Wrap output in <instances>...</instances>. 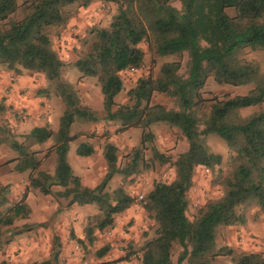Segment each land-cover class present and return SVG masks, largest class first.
Instances as JSON below:
<instances>
[{
	"label": "trees",
	"instance_id": "obj_1",
	"mask_svg": "<svg viewBox=\"0 0 264 264\" xmlns=\"http://www.w3.org/2000/svg\"><path fill=\"white\" fill-rule=\"evenodd\" d=\"M174 1L180 8L173 6ZM97 2L115 5L116 14L107 28L90 30L88 50L73 65L81 78H97L103 97V121L118 123L117 131L141 129L142 138L124 166L119 164L117 147L107 143L103 148L106 173L99 184L89 188L74 175L67 161L70 142L78 137L70 135V128L76 120L97 122L98 117L81 105L74 87L62 81L65 62L53 48L46 28L68 23L72 13L67 7L86 9ZM142 44L155 57L179 60L162 64L157 75L139 77L127 93L130 103L117 105L115 97L123 90L120 74L140 70L144 65ZM258 51L263 53L264 62V0H24L21 4L0 0V66L16 75L24 71L43 75L51 86L39 94L48 98L52 92L65 105L56 132L46 125L35 127L24 134L23 142H18L9 138L10 130L2 124L9 107L5 98H0V132L8 135L1 141L17 154L11 160L14 170L29 172V185L21 198L0 210V244L2 227H12L17 220L28 218L26 200L32 190L53 196L64 208L96 205L99 213L91 219L93 222L88 220L83 233L89 244L96 230L112 229L115 217L135 200L122 187L108 192V184L115 175L129 177L138 172L145 164L146 144L154 139L151 126L164 123L181 132L187 149L172 160L151 146L152 165L170 164L175 177L170 182H154L139 202L155 224V236L140 249L141 263L174 264L172 251L178 246L181 251L175 264H214L218 256L231 257L234 264H264V251L237 254L231 248L216 247L220 226L246 225L251 206L264 212V110L246 118L239 116L241 109L264 103V69L245 57ZM184 54L188 60L183 76L180 71ZM210 77L218 85L254 87L244 96L205 98L203 90ZM157 94L172 99L177 109L152 103ZM206 107L208 113L203 114ZM209 134L226 142L231 170L219 176L223 195L199 209L191 221L186 215L187 194L196 168L214 171L222 162V157L212 153L205 143ZM49 141L52 144L46 156H56L53 174L39 170L40 151L33 149ZM93 153L89 143L80 144L76 150L80 157ZM54 187L61 190L53 191ZM7 189L0 187V208L7 203L3 196ZM32 227L22 225L11 235L23 234ZM70 238L85 247L84 240L76 239L72 232ZM108 247L97 255L104 257ZM59 254V239L54 237L50 259L32 264H59ZM130 256L124 260L129 261Z\"/></svg>",
	"mask_w": 264,
	"mask_h": 264
},
{
	"label": "rangeland",
	"instance_id": "obj_2",
	"mask_svg": "<svg viewBox=\"0 0 264 264\" xmlns=\"http://www.w3.org/2000/svg\"><path fill=\"white\" fill-rule=\"evenodd\" d=\"M24 0H17L18 4H21ZM77 5L69 6L72 16L69 22L64 27H50L46 28V32L52 41L53 48L57 50L59 57L65 62V65L61 69L62 81L71 84L77 92L80 103L82 106L90 108L94 114L98 117L97 122H86L82 120H76L70 128V135H77V139L70 142L69 152L67 154V161L72 167L74 175L82 177L80 172L85 171L88 175V183L93 186L98 184L106 173V163L103 159V148L107 143L115 145L118 149L119 164L124 166L129 161V156L132 150L138 147L141 143L142 130L141 129H128L124 131H117L119 128L118 123L104 122L103 118L105 112L103 109V97L100 91V86L95 77L81 78L80 72L73 65V63L88 50L89 42L91 40L90 30L95 27L107 28L112 21V18L116 14V6L113 4H101L99 2L93 3L88 9H80ZM173 6L180 8L178 1L173 2ZM230 12V11H229ZM231 13V12H230ZM141 48L145 51L144 65L140 70L127 71L120 74L123 81V90L115 97L117 105L129 104L128 91L135 86L136 80L141 76H147L150 73L157 75L160 66L166 62L179 60L177 57H155L147 49L145 44L141 45ZM246 59L258 63L262 70L264 69L263 53L251 52L245 55ZM188 58L184 54L182 61V69L180 74L183 76L186 72V62ZM26 75L25 80L30 81L28 76L38 84L39 88L32 93L27 90L28 96H38L43 98L44 101L40 103V112L44 114L39 115L44 118V124L49 129L56 132L59 127L60 117L62 116L65 105L62 101L56 97L52 92H49V97H43L39 94V91L48 89L51 86L49 81H46L43 75L30 73L27 71L22 72L20 75ZM16 75L13 72H9L0 66V80L11 79ZM254 87L253 84L243 86H231V85H218L215 83L212 77L207 80L204 92L205 98L217 97L222 99L225 96H244L248 94ZM26 94V95H27ZM23 95V94H20ZM152 103H160L165 105L168 109H177L176 104L170 98L165 95H155ZM209 108L203 109L202 113L207 114ZM264 110V103L258 106L244 108L239 111L241 118H246L249 115ZM201 113V114H202ZM29 115L25 112L11 111L9 110L2 117L3 126L10 130L11 136L18 142H23L25 131H30L29 127H33V124H29L25 127L27 118ZM42 121V120H41ZM37 122V121H36ZM39 125V124H38ZM22 126H24V129ZM202 129V126H200ZM154 139L152 143H147L143 160L148 166L141 165L138 172L129 176L123 177L122 175H115L108 184L107 191L112 192L118 187L124 188L126 193L131 196L135 203L124 213L115 217L114 227L112 229H105L103 231H95V239L89 244L87 240H84L85 247L78 245L75 242V248L71 251V258L61 257L59 264H99L101 262H112V264H142L140 258V249L143 244L151 240L155 236V224L147 213L140 207L139 202L151 188L154 182H170L174 179V169L170 164L166 165H152L151 158V146L156 147L159 152L171 157L175 160L178 154L186 151L187 142L182 136L181 132L174 127H170L167 124L159 123L152 125L150 128ZM8 135L0 132V187L4 186L1 182V177H5L9 183L8 191L3 196L6 197L7 203L0 208V210L7 208L9 205L17 202L22 194L26 190V182L29 180V173L14 172V162H11L16 158L17 154L1 140L7 138ZM205 143L212 153L219 154L222 157V162L219 167L214 171L207 170L203 167H197L193 176V186L187 194L188 207L186 215L189 220H193L197 211L203 208L207 203L219 199L223 195V188L219 185V176H225L231 170L230 157L231 152L224 140L215 134H209L205 137ZM82 143H89L94 148V153L89 158L80 157L76 154L78 146ZM52 144V141L45 143L42 146H36L33 149L39 150L38 158L42 160L40 171L53 174L56 167V156L52 154L46 156L47 148ZM22 188V190H21ZM61 190L59 187H54L53 191ZM29 194L26 200V204L33 207L35 210H40L38 200L45 199L46 207L51 209L52 206H56L58 203L56 199L51 196H44L40 193L34 192ZM41 206V205H40ZM38 207V208H37ZM55 213L50 214L49 222L47 225L55 224L58 222L61 212L66 213L65 221L76 223L80 225V229L83 230L88 222L98 212L96 205H86L77 207L74 209H67L59 206ZM40 214V219L47 216ZM38 215V214H37ZM247 224L242 227L220 226L216 232V247L219 248H231L237 254L238 253H261L264 251V212L258 207L251 206L247 211ZM24 220H17L12 227H2L1 232L2 243L0 244V264H32L34 262H43L49 260L52 254L53 246H49L47 238L44 237L45 226L36 225V230H39L43 237V244L40 247L39 252L42 254L36 261L31 259L28 255L20 256L21 250L19 247L25 244L26 240L30 237L27 233L20 234V240L17 242V246L10 247L9 241L14 239L15 236L11 235L13 230H16L22 226ZM64 221V222H65ZM46 225V226H47ZM14 228V229H13ZM35 230L36 235H38ZM44 230V231H43ZM71 229L67 228V231ZM39 237V236H38ZM84 237V234H83ZM54 242V240H53ZM109 246V250L104 257H99L97 252L102 248ZM181 249L178 246H174L172 251V261L175 264L178 254ZM48 252V254H47ZM61 252V251H60ZM47 254V255H46ZM128 254H131L129 261H126ZM46 255V256H45ZM186 264V263H183ZM214 264H234L231 257L218 256L216 257Z\"/></svg>",
	"mask_w": 264,
	"mask_h": 264
},
{
	"label": "crops",
	"instance_id": "obj_3",
	"mask_svg": "<svg viewBox=\"0 0 264 264\" xmlns=\"http://www.w3.org/2000/svg\"><path fill=\"white\" fill-rule=\"evenodd\" d=\"M25 76H26L25 74L24 75H14V78H11L9 80H7V79L0 80V98H5V103L8 105L9 110L18 111V112H25V114L30 116L27 118L26 123H28V124H25V127H27L29 124L35 123V125L33 124V127H29V130H31L35 127L45 126L44 124H41L42 122H44L43 116H41V119L39 118L40 117L39 115L44 114L43 112H40V103L43 102L44 99L39 97V95L38 96H28L27 93H29V92L32 93L34 90L38 89L39 86L32 79L31 76L27 77L28 79H30V81L25 80ZM27 90H29V92H26ZM20 94H23V95H20ZM22 127L23 128H21V129H24V126H22ZM28 132L29 131H25V133H28ZM91 156H89V157H91ZM89 157H84V158H89ZM14 166H15V163H14ZM13 171L17 172L14 170V168H13ZM18 173H20V172H18ZM24 173H29V172L28 171L22 172L21 174H24ZM80 174L82 175V177H79V178L81 179V182L84 186L89 187V188H93L97 185V184L93 185V186L89 185L88 178H87L88 175L85 171H83V172L81 171ZM1 180H2L1 182L4 184V186H7V184L9 185V183H10L6 180L5 177H1ZM25 185H26V187L29 185V180L26 182ZM21 190H22V188H21ZM34 192L39 193L37 191L32 190L28 193V195L29 194L34 195L33 194ZM44 196H48V195H44ZM38 202H39V205H37V206L41 207V211L39 209L35 210L33 207L31 208L30 206H28L30 208V214L27 218V221L23 222L22 225H32L33 227L29 231L25 232L29 235L30 238L28 240H26V242H25V244H23V246L19 247V249L21 250V253H20L21 257H23V255H28L34 261H36L37 258L42 255L39 252V250L43 244V237L40 234V232H38L39 230H36L35 226L39 225V224H46L47 225V223L49 222V218L51 216L50 214L53 215L55 213V211L57 210L55 208L58 207V204H57L56 206L54 205V206H52L51 209L49 208V210H48V208L45 205L46 200L44 198L38 200ZM77 207H79V206L72 205L71 207H68L67 209H69V211H70V209H74ZM39 212H41L42 214H45L47 216L40 219L39 218L40 217ZM65 215H66V213L61 212V216L59 217L58 222L55 224L47 225V226L45 225V231L43 230L44 234H45L44 237L47 238V241H48L50 247L53 246V244H54V242H53L54 237H57L59 239L60 251H61L59 254V260H61V257L71 258L72 257L71 251L75 248V242L76 241L70 238V230L67 231V228L71 229V231H72V233L76 239L85 240V238L83 237V230L80 229V225L76 226V223H72V225H71L70 222H66L65 221L66 220ZM35 230L37 231L38 235H36ZM19 236H21V235H17L14 237V239L9 241L10 247L15 246V245L17 246V242L20 240H23V239H20ZM47 254H48V252H47Z\"/></svg>",
	"mask_w": 264,
	"mask_h": 264
},
{
	"label": "built area",
	"instance_id": "obj_4",
	"mask_svg": "<svg viewBox=\"0 0 264 264\" xmlns=\"http://www.w3.org/2000/svg\"><path fill=\"white\" fill-rule=\"evenodd\" d=\"M140 198H142V197H140Z\"/></svg>",
	"mask_w": 264,
	"mask_h": 264
}]
</instances>
